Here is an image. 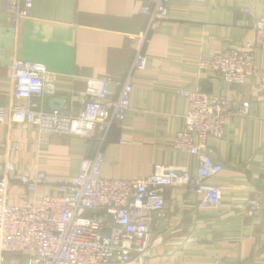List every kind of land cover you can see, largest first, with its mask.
<instances>
[{
    "label": "crops",
    "instance_id": "0c3cea01",
    "mask_svg": "<svg viewBox=\"0 0 264 264\" xmlns=\"http://www.w3.org/2000/svg\"><path fill=\"white\" fill-rule=\"evenodd\" d=\"M149 5L150 0H34L30 17L14 21L7 0H0V107L13 103L14 60L42 65L54 76L44 111L60 104L59 110L71 105L77 111L80 98L69 94L82 91L88 79H109L116 99L135 56L130 38L147 27L143 8ZM263 11L264 0H172L167 20L151 24L142 47L146 65L135 75L130 109L104 133L103 178L144 177L157 163L195 173V158L172 146L187 111L180 90L250 105L245 117L225 122L220 139L207 141L223 167L213 179L222 192L219 206L198 209L189 187L166 189L165 215L151 227L153 245L144 264H264V51L255 53L256 72L241 86L231 87L196 65L252 42L254 22ZM102 134L95 128L90 139H40L33 128L0 125V178L7 161L15 167L8 175L10 201L38 203L44 189L26 195L17 185L18 174L43 171L49 179L66 181L83 158L93 155ZM12 143L17 150L9 151ZM254 196L262 204L249 214L247 202Z\"/></svg>",
    "mask_w": 264,
    "mask_h": 264
},
{
    "label": "built area",
    "instance_id": "2783aa9c",
    "mask_svg": "<svg viewBox=\"0 0 264 264\" xmlns=\"http://www.w3.org/2000/svg\"><path fill=\"white\" fill-rule=\"evenodd\" d=\"M33 1L7 0V11L14 21L28 18ZM171 1L150 0V5L143 8L148 24L130 38L135 56L116 99L111 97L109 79H88L82 91L69 94V98H80L77 111L71 105L44 111L41 105L45 95L53 93L54 76L42 65L12 62L13 103L8 109L0 107V125L33 128L40 139L52 135L90 139L95 128L103 136L93 155L83 158L76 174L66 181L49 179L43 171L18 174L17 185L26 195L44 189L38 203L27 198L19 203L10 201L8 191L12 185L8 175L15 172V167L11 161L6 162L0 178V264H144L153 245L151 227L165 215L166 189L187 186L197 197L198 209L219 206L222 192L213 179L223 167L213 159L207 141L222 137L227 120L245 117L249 101L180 90L178 94L188 104L183 126L175 133L172 146L195 158V173L157 163L144 177H102L104 133L125 119L135 75L146 65L144 41L153 22L167 20ZM253 30L252 42L199 60L198 71L213 72L231 87L243 85L256 72L255 53L264 51V11L256 18ZM17 149V144L9 145V151ZM261 204L257 196L249 198L248 213L256 214Z\"/></svg>",
    "mask_w": 264,
    "mask_h": 264
},
{
    "label": "water",
    "instance_id": "95a60500",
    "mask_svg": "<svg viewBox=\"0 0 264 264\" xmlns=\"http://www.w3.org/2000/svg\"><path fill=\"white\" fill-rule=\"evenodd\" d=\"M61 108H62V104H60V106L57 109H61ZM52 109H55V108H52Z\"/></svg>",
    "mask_w": 264,
    "mask_h": 264
}]
</instances>
